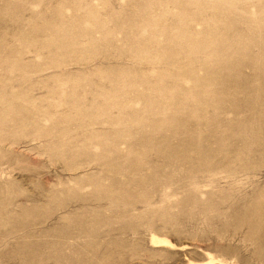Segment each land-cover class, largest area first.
Returning a JSON list of instances; mask_svg holds the SVG:
<instances>
[{
    "label": "rangeland",
    "instance_id": "rangeland-1",
    "mask_svg": "<svg viewBox=\"0 0 264 264\" xmlns=\"http://www.w3.org/2000/svg\"><path fill=\"white\" fill-rule=\"evenodd\" d=\"M222 263L264 264V0H0V264Z\"/></svg>",
    "mask_w": 264,
    "mask_h": 264
},
{
    "label": "bare ground",
    "instance_id": "bare-ground-1",
    "mask_svg": "<svg viewBox=\"0 0 264 264\" xmlns=\"http://www.w3.org/2000/svg\"><path fill=\"white\" fill-rule=\"evenodd\" d=\"M150 241L153 244H169L170 243L168 239L160 237V236H157L156 234H151L150 235ZM213 260H214V258L212 257V255L209 254L208 262H211Z\"/></svg>",
    "mask_w": 264,
    "mask_h": 264
}]
</instances>
